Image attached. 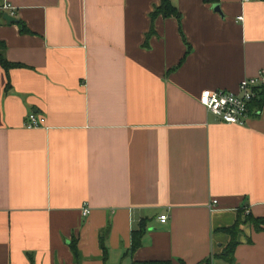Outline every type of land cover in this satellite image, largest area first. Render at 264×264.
Segmentation results:
<instances>
[{"label":"crops","instance_id":"1","mask_svg":"<svg viewBox=\"0 0 264 264\" xmlns=\"http://www.w3.org/2000/svg\"><path fill=\"white\" fill-rule=\"evenodd\" d=\"M8 1L0 264H264V227L245 221L264 215V107L228 123L199 101L264 69V0H172L181 21H152L160 0Z\"/></svg>","mask_w":264,"mask_h":264},{"label":"built area","instance_id":"2","mask_svg":"<svg viewBox=\"0 0 264 264\" xmlns=\"http://www.w3.org/2000/svg\"><path fill=\"white\" fill-rule=\"evenodd\" d=\"M0 9L8 12L10 15L15 16L17 8L8 0H2ZM239 20L244 18L239 15ZM264 85V69H261L257 76H247L239 83L236 90H223V89H209L205 88L201 91L199 96L200 103L206 107L214 115L218 116L224 122H232L245 124L246 118L250 114L249 102L256 97V87ZM45 116L37 112H29L26 117L25 125L27 127H34L43 124ZM218 199H213L209 203V209L214 210ZM90 211L88 206L82 208V213L85 215ZM168 214H161L160 219L165 221Z\"/></svg>","mask_w":264,"mask_h":264},{"label":"trees","instance_id":"3","mask_svg":"<svg viewBox=\"0 0 264 264\" xmlns=\"http://www.w3.org/2000/svg\"><path fill=\"white\" fill-rule=\"evenodd\" d=\"M204 2L208 3H215V2H220L219 0H204ZM162 15L163 17L166 16H175L176 18L181 21V13L178 9V7L175 5V3L172 2V0H160L159 4H157L153 10H151L150 13V18H152V21L155 19L156 16ZM18 23H20L22 31H26L27 28L25 27L24 23L18 20ZM180 31H181V26H180ZM152 28L150 31L147 33V36H150L152 33ZM5 50V42L0 41V65L6 68L7 70L9 67L17 65L14 62H11L8 60L6 53H4ZM8 83V82H7ZM10 86V83H8L7 87ZM257 90V95L254 97L250 102V113L252 112H258L260 109L264 107V85H259V87H256ZM251 221L253 225L256 227L257 230H261L264 227V215L256 217L252 214H248L246 216L245 221ZM241 222H243L240 218H238L235 222H233L232 225L230 226H223L221 227L222 230L227 232L230 235V239L228 243L223 247L221 252L217 254V256L224 257L226 260L229 262L234 261V250L235 247L238 244L237 240V235L241 230ZM145 232V220L143 219L140 222L139 228L133 229V237H132V248L131 249H136L137 247L140 246L141 238ZM103 245V243H102ZM104 246V245H103ZM105 247V246H104ZM106 249V248H105ZM106 253V250H105ZM29 258H30V263L35 264L33 262L32 255L29 253ZM105 258V257H104ZM210 258L207 259L206 264H211ZM134 264H172L171 260H164V259H159V260H144V261H135ZM182 264H185V262L182 261Z\"/></svg>","mask_w":264,"mask_h":264},{"label":"water","instance_id":"4","mask_svg":"<svg viewBox=\"0 0 264 264\" xmlns=\"http://www.w3.org/2000/svg\"><path fill=\"white\" fill-rule=\"evenodd\" d=\"M213 8L218 11L221 12V6L219 2H215L213 3ZM3 17L6 19L7 22H11V21H16L15 17L10 15L8 12H4L3 13Z\"/></svg>","mask_w":264,"mask_h":264}]
</instances>
